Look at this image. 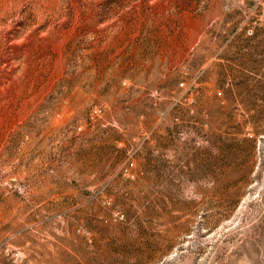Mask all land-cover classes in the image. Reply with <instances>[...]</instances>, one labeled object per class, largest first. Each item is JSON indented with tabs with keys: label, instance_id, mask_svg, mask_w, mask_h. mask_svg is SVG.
<instances>
[{
	"label": "rangeland",
	"instance_id": "obj_1",
	"mask_svg": "<svg viewBox=\"0 0 264 264\" xmlns=\"http://www.w3.org/2000/svg\"><path fill=\"white\" fill-rule=\"evenodd\" d=\"M0 264H264V0H0Z\"/></svg>",
	"mask_w": 264,
	"mask_h": 264
},
{
	"label": "built area",
	"instance_id": "obj_2",
	"mask_svg": "<svg viewBox=\"0 0 264 264\" xmlns=\"http://www.w3.org/2000/svg\"><path fill=\"white\" fill-rule=\"evenodd\" d=\"M181 86H183V83L181 84Z\"/></svg>",
	"mask_w": 264,
	"mask_h": 264
}]
</instances>
